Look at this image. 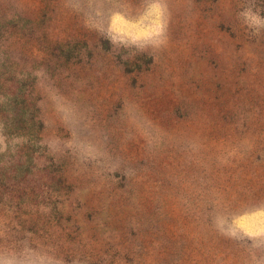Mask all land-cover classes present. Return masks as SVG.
<instances>
[{
	"label": "rangeland",
	"instance_id": "obj_1",
	"mask_svg": "<svg viewBox=\"0 0 264 264\" xmlns=\"http://www.w3.org/2000/svg\"><path fill=\"white\" fill-rule=\"evenodd\" d=\"M0 264H264V0H0Z\"/></svg>",
	"mask_w": 264,
	"mask_h": 264
}]
</instances>
